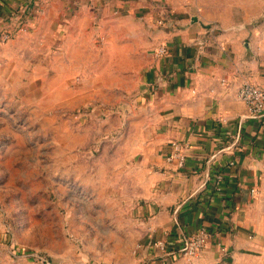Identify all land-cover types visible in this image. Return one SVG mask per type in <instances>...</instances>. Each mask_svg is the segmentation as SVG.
<instances>
[{
  "label": "crops",
  "instance_id": "0c3cea01",
  "mask_svg": "<svg viewBox=\"0 0 264 264\" xmlns=\"http://www.w3.org/2000/svg\"><path fill=\"white\" fill-rule=\"evenodd\" d=\"M155 1L0 0V17L29 18L27 31L0 19L15 32L0 42V90L83 109L68 113V143L121 174L136 208L115 264H187L178 250L199 227L211 234L192 264H252L264 257V115L248 116L237 90L264 86V0H165L162 24ZM171 140L187 144L181 168L165 158Z\"/></svg>",
  "mask_w": 264,
  "mask_h": 264
},
{
  "label": "rangeland",
  "instance_id": "374dc122",
  "mask_svg": "<svg viewBox=\"0 0 264 264\" xmlns=\"http://www.w3.org/2000/svg\"><path fill=\"white\" fill-rule=\"evenodd\" d=\"M153 2L171 9L165 0ZM44 96L0 90V264H115L135 238L136 208L121 174L107 170L96 151L79 161L88 148L68 143L69 116L83 109L71 98Z\"/></svg>",
  "mask_w": 264,
  "mask_h": 264
},
{
  "label": "built area",
  "instance_id": "2783aa9c",
  "mask_svg": "<svg viewBox=\"0 0 264 264\" xmlns=\"http://www.w3.org/2000/svg\"><path fill=\"white\" fill-rule=\"evenodd\" d=\"M158 6H151V9H155ZM27 8V7H24ZM20 8L15 10L8 16L0 17L3 19L10 18L14 23L16 29L20 31H27L29 29V18L26 13V9ZM160 10L159 23H163L166 18L167 10ZM15 32L11 28H0V42H5L14 36ZM165 44H159L155 48V54L162 55L166 53ZM238 98L245 104L247 115L253 118L261 117L264 115V86L245 82L237 90ZM171 150L166 155V160L170 163L174 162L176 168H181L185 164L186 154L185 148L187 144L178 140L170 141ZM232 163V162H231ZM223 176L221 173L216 175L217 179H221ZM251 191H254L252 188ZM210 231L205 227H199L193 232L189 233L183 242V245L178 250L187 264H192L194 260L199 256L201 251L206 247L209 238ZM152 246L159 250L164 251L166 248V241L164 238H157L152 242ZM139 248V244L136 246Z\"/></svg>",
  "mask_w": 264,
  "mask_h": 264
}]
</instances>
